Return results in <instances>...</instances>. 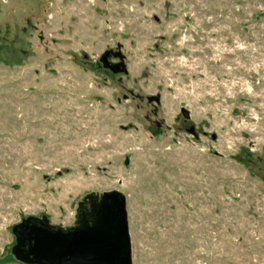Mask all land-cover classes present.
Listing matches in <instances>:
<instances>
[{
  "label": "rangeland",
  "instance_id": "rangeland-1",
  "mask_svg": "<svg viewBox=\"0 0 264 264\" xmlns=\"http://www.w3.org/2000/svg\"><path fill=\"white\" fill-rule=\"evenodd\" d=\"M114 189L132 264H264V0H0V264Z\"/></svg>",
  "mask_w": 264,
  "mask_h": 264
},
{
  "label": "water",
  "instance_id": "water-1",
  "mask_svg": "<svg viewBox=\"0 0 264 264\" xmlns=\"http://www.w3.org/2000/svg\"><path fill=\"white\" fill-rule=\"evenodd\" d=\"M107 55L103 53L101 60L107 61ZM124 164H128V154ZM86 199L76 209L77 223L88 215L80 227L49 225L45 215L26 216L14 224V256L36 264H132L124 194L114 189L88 194Z\"/></svg>",
  "mask_w": 264,
  "mask_h": 264
},
{
  "label": "flooded vegetation",
  "instance_id": "flooded-vegetation-1",
  "mask_svg": "<svg viewBox=\"0 0 264 264\" xmlns=\"http://www.w3.org/2000/svg\"><path fill=\"white\" fill-rule=\"evenodd\" d=\"M106 62V61H105ZM88 201H87V199L86 200H84V203H87ZM42 216V215H41ZM41 216H37V217H41ZM77 216V212H76V214H75V219H74V222H73V224H71V225H69V226H66V227H75V226H82L83 224H85L86 222H84V220L85 219H87V217H88V215H84L83 217H80V219H79V222L77 223V220H78V218L76 217ZM47 218V217H46ZM47 222H48V224L49 225H51L50 223H49V221H48V219H47ZM62 228H65L64 226H61ZM14 235V238H15V243H14V245L16 244V239H17V236H16V234H13ZM32 264H36V263H32Z\"/></svg>",
  "mask_w": 264,
  "mask_h": 264
}]
</instances>
